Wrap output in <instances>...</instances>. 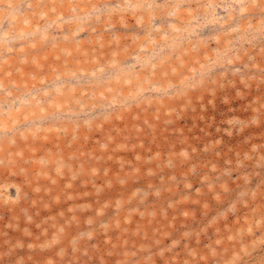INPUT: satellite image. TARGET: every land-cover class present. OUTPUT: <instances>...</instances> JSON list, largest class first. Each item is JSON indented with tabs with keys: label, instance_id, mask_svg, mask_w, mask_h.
<instances>
[{
	"label": "rangeland",
	"instance_id": "1",
	"mask_svg": "<svg viewBox=\"0 0 264 264\" xmlns=\"http://www.w3.org/2000/svg\"><path fill=\"white\" fill-rule=\"evenodd\" d=\"M0 264H264V0H0Z\"/></svg>",
	"mask_w": 264,
	"mask_h": 264
}]
</instances>
